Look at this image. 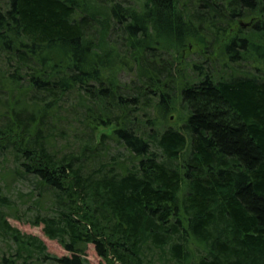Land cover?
<instances>
[{
  "label": "trees",
  "instance_id": "16d2710c",
  "mask_svg": "<svg viewBox=\"0 0 264 264\" xmlns=\"http://www.w3.org/2000/svg\"><path fill=\"white\" fill-rule=\"evenodd\" d=\"M1 159L0 264H264V0H0Z\"/></svg>",
  "mask_w": 264,
  "mask_h": 264
},
{
  "label": "rangeland",
  "instance_id": "374dc122",
  "mask_svg": "<svg viewBox=\"0 0 264 264\" xmlns=\"http://www.w3.org/2000/svg\"><path fill=\"white\" fill-rule=\"evenodd\" d=\"M249 21H243L240 22L242 24V30H246L247 27L245 26V23H248ZM239 24V23H238ZM229 33V32H228ZM227 33V34H228ZM242 31L240 29V26H233V29L230 30V36L224 35L221 36V45H217L215 49H213L212 53L216 55V59H220L222 56V53L224 52V45L229 42V39L231 37V34H240L242 35ZM187 49H181L180 55L182 57V63L185 67L186 75L190 76L191 78H196V73L192 71V65H197L199 62L204 61L205 57L209 55L208 50L205 49V46L203 43H198L195 40H190V43L188 44ZM208 46V45H207ZM222 58V57H221ZM223 59V58H222ZM236 68L245 70V71H252L250 65H246V63H238L236 64ZM181 81V80H180ZM179 81V82H180ZM177 82L178 86L180 83ZM161 118L163 116V113L158 114ZM186 119V112L183 107V105L180 102H176L175 105L171 106L169 110L166 111V114L164 115V125L166 126H172L175 128H180L184 124ZM112 129H103L100 133H110ZM2 159L0 160V175L3 179V171L4 165L1 164ZM6 185H9V189L11 192V198L15 200L19 205H21V209L17 218L16 216L9 215L8 221L11 224L12 227L18 229L21 233L27 234V235H33L41 239L45 245L47 246V252L57 258H63V257H70L72 256L71 253L67 252L63 247H61L56 241H53L49 239L43 232V226L35 227L32 225L29 221L32 220L34 217L33 209H28V207L32 204L30 201L27 200V194L30 193L29 185L23 184V183H14L11 179L5 180ZM24 196V197H23ZM23 197V198H22ZM23 199V200H22ZM15 245L12 243L5 241L0 238V258L4 255H11L15 253ZM87 258L90 262V264H107L106 261H104L102 258L99 257L98 253L95 250L94 245H89L88 251H87ZM42 264H50V262H45Z\"/></svg>",
  "mask_w": 264,
  "mask_h": 264
}]
</instances>
